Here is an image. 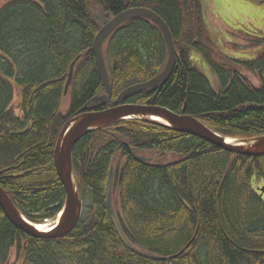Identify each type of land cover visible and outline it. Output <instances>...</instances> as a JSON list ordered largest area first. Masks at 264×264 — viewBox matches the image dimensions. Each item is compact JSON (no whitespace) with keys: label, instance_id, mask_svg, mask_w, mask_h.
I'll list each match as a JSON object with an SVG mask.
<instances>
[{"label":"trees","instance_id":"1","mask_svg":"<svg viewBox=\"0 0 264 264\" xmlns=\"http://www.w3.org/2000/svg\"><path fill=\"white\" fill-rule=\"evenodd\" d=\"M90 1L8 0L0 8V187L32 224L62 212L65 191L54 167L55 145L83 106L104 94L92 54L99 27ZM95 3L105 23L129 9L150 10L172 36L177 56L169 80L159 90L131 95L126 104L185 113L226 139L264 136V52L252 61L225 58L206 28L200 0ZM251 40L252 47L264 42ZM192 51L217 77V91L193 67ZM102 52L111 105L128 87L160 74L168 59L161 32L144 18L118 27ZM242 71L254 74L259 86ZM142 151L171 153L179 160L143 165L131 156ZM71 164L80 199L90 198L76 228L62 239L30 238L0 209V264L12 249L26 264H264V156L231 154L166 126L131 119L85 135L73 148ZM111 168L112 206L124 237L137 250L166 260L139 257L119 240L106 206Z\"/></svg>","mask_w":264,"mask_h":264},{"label":"water","instance_id":"2","mask_svg":"<svg viewBox=\"0 0 264 264\" xmlns=\"http://www.w3.org/2000/svg\"><path fill=\"white\" fill-rule=\"evenodd\" d=\"M136 18H144L150 21L161 32L168 52V59L164 69L151 80L125 89L115 99L113 107L101 111H89L88 108L90 105L105 107L111 102L112 87L109 84L106 62L102 52L105 42L118 27ZM92 54L101 87L104 89V94L92 98L83 106V108L77 113V116L63 128L55 145L53 162L57 177L65 191V203L62 212L57 217V221L53 226L54 229L47 233L37 230L35 224L28 222L22 215H20L6 192L0 187L1 211L16 229L30 238H44L50 240L62 239L76 228L82 214V201L79 197L72 174L71 158L73 148L88 133L104 128L111 123L121 120L140 119L146 122H153L166 126L178 133L196 137L231 154L248 158L264 156V136L248 141L232 140V143H228L227 141L231 139H226L217 135L204 126L200 121L185 115V113L177 115L167 109L157 106H140L124 103L127 98L133 94L153 92L161 89L169 80L176 64L177 55L171 33L164 21L154 12L147 9L136 8L126 10L112 17L101 28H99L95 35L92 43ZM76 61L77 60L70 65L63 93L64 96L68 93ZM131 156L136 162L148 165V160L137 156L134 153H131ZM113 174L114 171L113 168H111L106 188V206L109 218L119 240L127 250L139 257L156 261L166 260L137 250L124 237L112 206L111 189ZM185 249H183L178 255L183 254ZM177 256H173L168 260L174 259Z\"/></svg>","mask_w":264,"mask_h":264},{"label":"rangeland","instance_id":"3","mask_svg":"<svg viewBox=\"0 0 264 264\" xmlns=\"http://www.w3.org/2000/svg\"><path fill=\"white\" fill-rule=\"evenodd\" d=\"M8 0H0V8ZM203 19L211 38L227 59L239 61H252L264 52V42L259 47H252L251 39L264 41V3L253 0H200ZM90 14L97 26L101 28L105 24V16L99 9L95 0L89 3ZM242 34L239 36V34ZM190 60L194 68L200 71L208 80L211 88L218 90L219 83L213 71L208 67L201 56L192 51ZM242 76L253 86H259L258 78L251 73L242 71ZM20 89H16L14 105L19 102ZM69 109V97L62 100L61 114L66 115ZM139 156L148 160L151 165H167L179 160V156L171 153H159L157 151H142ZM123 160L119 161L121 164ZM118 162V161H117ZM117 162L115 165H117ZM117 167V166H116ZM82 201V214L90 206L89 196ZM57 221H42L39 226H52ZM43 224V225H42ZM6 264H26L23 257L16 258L14 249L10 251Z\"/></svg>","mask_w":264,"mask_h":264},{"label":"bare ground","instance_id":"4","mask_svg":"<svg viewBox=\"0 0 264 264\" xmlns=\"http://www.w3.org/2000/svg\"><path fill=\"white\" fill-rule=\"evenodd\" d=\"M228 143H232V140H228L227 141ZM55 224V223H54ZM54 224L52 225V226H45V225H43V226H39V225H36V228H37V230H39V231H41V232H50L51 230H53L54 229Z\"/></svg>","mask_w":264,"mask_h":264},{"label":"flooded vegetation","instance_id":"5","mask_svg":"<svg viewBox=\"0 0 264 264\" xmlns=\"http://www.w3.org/2000/svg\"><path fill=\"white\" fill-rule=\"evenodd\" d=\"M125 104H126V102H124ZM114 106V103H113V105H111V102L107 105V106H105V107H102V108H104V109H107V108H111V107H113ZM103 109V110H104Z\"/></svg>","mask_w":264,"mask_h":264}]
</instances>
